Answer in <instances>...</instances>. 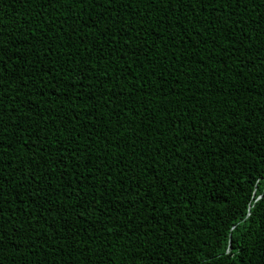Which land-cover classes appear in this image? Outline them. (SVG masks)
I'll use <instances>...</instances> for the list:
<instances>
[{
  "label": "trees",
  "instance_id": "16d2710c",
  "mask_svg": "<svg viewBox=\"0 0 264 264\" xmlns=\"http://www.w3.org/2000/svg\"><path fill=\"white\" fill-rule=\"evenodd\" d=\"M0 264H264V0H0Z\"/></svg>",
  "mask_w": 264,
  "mask_h": 264
},
{
  "label": "snow or ice",
  "instance_id": "6c2138e0",
  "mask_svg": "<svg viewBox=\"0 0 264 264\" xmlns=\"http://www.w3.org/2000/svg\"><path fill=\"white\" fill-rule=\"evenodd\" d=\"M3 57H2V55H0V59H2Z\"/></svg>",
  "mask_w": 264,
  "mask_h": 264
}]
</instances>
